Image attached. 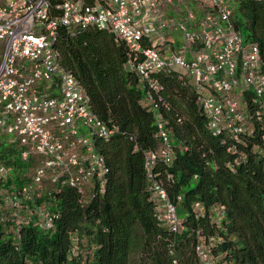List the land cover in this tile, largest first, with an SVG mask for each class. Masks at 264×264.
Returning a JSON list of instances; mask_svg holds the SVG:
<instances>
[{
  "label": "trees",
  "instance_id": "obj_1",
  "mask_svg": "<svg viewBox=\"0 0 264 264\" xmlns=\"http://www.w3.org/2000/svg\"><path fill=\"white\" fill-rule=\"evenodd\" d=\"M234 25L264 52V0H238ZM57 48L92 112L118 130L109 141L95 140L106 159L103 190L96 184L84 197L45 182L29 208L43 207L55 218L49 231L0 211V264H200V239L220 240L211 248L214 264H264V116L239 141L214 137L196 91L177 72L157 74L160 90L151 91L156 107L144 104L148 87L126 69L128 51L112 34L62 31ZM157 115L175 158L171 166L159 160L153 179L186 215L177 233L157 219L145 171V154L160 147ZM0 148L1 162L12 171L7 181L0 179V190L20 193L42 157L22 160L21 148L7 141Z\"/></svg>",
  "mask_w": 264,
  "mask_h": 264
},
{
  "label": "built area",
  "instance_id": "obj_2",
  "mask_svg": "<svg viewBox=\"0 0 264 264\" xmlns=\"http://www.w3.org/2000/svg\"><path fill=\"white\" fill-rule=\"evenodd\" d=\"M238 0H0V141L17 144L22 158L41 156L32 183L18 194L0 190V211H11L18 224L31 221L45 230L55 218L40 198L45 181L84 195L96 184L103 188L106 160L95 140L109 141L118 130L93 112L76 78L65 71L55 49L61 31L81 34L96 29L112 34L128 51L127 69L149 89L159 90L155 76L174 66L200 94L199 102L214 136L238 140L249 131L245 99L264 108V53L247 43L234 27ZM181 39H180V38ZM179 39V42H178ZM250 96V99H249ZM151 101V93L148 92ZM163 146L146 155L148 177L158 160L167 165L174 155L160 126ZM10 169L0 160V179ZM157 219L171 232L184 228L176 206L157 182L150 187ZM29 202H31L29 204ZM24 211L29 217H20ZM200 216V204L194 205ZM200 239V264H214L213 243Z\"/></svg>",
  "mask_w": 264,
  "mask_h": 264
},
{
  "label": "clouds",
  "instance_id": "obj_3",
  "mask_svg": "<svg viewBox=\"0 0 264 264\" xmlns=\"http://www.w3.org/2000/svg\"><path fill=\"white\" fill-rule=\"evenodd\" d=\"M86 1V0H85ZM87 2V1H86ZM91 3V2H90ZM237 7H238V4H237ZM234 16H235V14H234ZM233 22H234V18H233ZM234 27H235V25H234ZM236 29V28H235ZM237 30V29H236ZM237 31H239V30H237ZM240 33H241V31H239ZM61 34H62V31H61ZM242 34V33H241ZM61 36V35H60ZM242 36H243V34H242ZM115 37V36H114ZM244 37V36H243ZM59 39H60V37H59ZM59 39H58V41H57V43L55 44V49H56V52L58 53V57H59V52H58V48H57V44L59 43ZM244 39H245V37H244ZM245 41L247 42V43H250V44H253V43H251V42H249V41H247V39H245ZM253 45H255V44H253ZM257 46V45H256ZM259 47V46H258ZM260 48V47H259ZM260 50H261V48H260ZM261 52L262 53H264L262 50H261ZM59 59H60V57H59ZM61 63V62H60ZM62 65V64H61ZM127 65V64H126ZM62 67H63V65H62ZM64 68V67H63ZM65 69V68H64ZM126 69H127V67H126ZM128 70V69H127ZM65 71H66V69H65ZM172 71V70H171ZM68 72V71H67ZM169 72V71H168ZM70 73V72H69ZM134 73V72H133ZM163 73V72H162ZM160 74V73H159ZM181 75V74H180ZM137 76V75H136ZM183 76V75H182ZM184 77H186L187 79H188V81L190 82V84L192 85V87H193V89L196 91V93H197V103H198V106H199V108H200V110H201V112H202V114L204 115V117L206 118V116H205V114L203 113V110H202V107H201V105H200V102H199V98H200V94H199V92L196 90V88L193 86V84L191 83V81H190V79L188 78V76L187 75H185ZM77 80V79H76ZM78 81V80H77ZM144 85V84H143ZM82 87V86H81ZM145 89H146V87L145 86H143ZM83 88V87H82ZM159 88H160V86H159ZM160 90V89H159ZM159 90H157V91H154V90H151V89H149L148 88V91H147V94H146V102L144 103L146 106H154V107H156L155 106V102H154V99H153V96H152V92L151 91H154V92H158ZM86 92V91H85ZM148 92H150L151 93V98H152V100L151 101H149L148 100ZM249 99H250V96H249ZM245 101V103H247L248 102V105L246 104V115H247V118H248V122H247V124H248V129H249V131L247 132V133H244V134H242L241 136H240V138L238 139V140H235V139H233V138H231L230 136H228V135H222V136H225V137H230L232 140H234V141H239L240 139H242V137L243 136H246V135H252L253 134V129H254V126H255V122H261L262 120H263V116H264V108L261 110V112L259 111V108H258V106H254V105H252V103H251V100H248V97H247V100L245 99L244 100ZM263 103H264V100H263ZM251 107H253V109H254V113L252 114L251 113ZM96 115V114H95ZM97 116V115H96ZM98 117V116H97ZM156 124H157V134H156V138L160 141V147L157 149V150H155V151H151V152H158L161 148H162V146H163V140H162V138L160 137V126H162V129H163V131H164V133H166V135H167V137H168V140H169V142H170V145H171V148H172V143H171V139H170V135H169V133H168V131L167 130H165V126H164V124H163V122H162V117L160 116V115H157V122H156ZM206 129H207V131L212 135V136H214L209 130H208V128H207V118H206ZM222 136H214V137H222ZM9 139H10V137H8L6 140H3V141H0V144L2 143V142H5V141H7L8 143H11L10 141H9ZM263 139H264V137H263ZM96 142V141H95ZM11 144H15V143H11ZM95 145V144H94ZM95 149H96V146H95ZM21 150V149H20ZM22 151V150H21ZM172 151H173V149H172ZM96 152H97V150H96ZM98 153V152H97ZM148 153H150V152H148ZM148 153H146L145 154V165H146V155L148 154ZM0 154H1V148H0ZM101 155V154H100ZM173 155H174V158H175V154H174V151H173ZM29 156V155H28ZM21 158H22V152H21ZM27 159V158H26ZM26 159H23L22 158V160H26ZM43 159V158H42ZM42 159H41V162H42ZM106 160V159H105ZM159 161V160H158ZM40 162V163H41ZM160 162H163L166 166H171V165H167L163 160H160ZM173 162H174V159H173ZM39 163V164H40ZM158 163V162H157ZM38 164V165H39ZM5 165V164H4ZM37 165V166H38ZM157 165V164H156ZM155 165V166H156ZM6 167H8L7 165H5ZM154 166V167H155ZM154 167H153V169H154ZM9 169H10V172H9V175H8V178H7V180L10 178V175H11V173H12V171H11V168L10 167H8ZM153 169H152V172H153ZM35 170V169H34ZM145 171H146V175H147V178L149 179V181H150V187H151V185H152V182H155L154 181V179L152 178V179H150L149 177H148V173H147V170H146V166H145ZM34 172V171H33ZM152 175H153V173H152ZM32 176H33V173H32ZM32 176H31V182L30 183H28V185L29 184H31L32 183ZM6 180V181H7ZM5 182V181H4ZM45 182H47V183H49L48 181H45ZM158 183V182H157ZM50 184V183H49ZM159 184V183H158ZM50 185H53V184H50ZM55 185V184H54ZM163 188H164V186L162 185V184H160ZM27 186V185H26ZM25 187V186H24ZM23 187V188H24ZM150 187H149V192H150V194H151V191H150ZM94 188V187H93ZM93 188H90V189H88V190H86V192H85V194L83 195L84 197L86 196V194L88 193V192H91L92 191V189ZM71 190H72V188H70ZM165 189V188H164ZM1 190H4V189H1ZM45 190V183H44V189H43V191ZM102 190H103V188H102ZM166 190V189H165ZM5 192H7L8 193V191H6V190H4ZM42 191V192H43ZM60 191V190H59ZM167 192V191H166ZM12 193H14V192H9L8 194H12ZM15 194H18V193H15ZM168 194V193H167ZM41 195H42V193H41ZM41 197V196H40ZM169 197V196H168ZM150 198H151V200H152V197H151V195H150ZM170 199V198H169ZM171 201V200H170ZM152 202L154 203V201L152 200ZM173 203V202H172ZM155 204V203H154ZM174 204V203H173ZM197 204H199V203H197ZM31 205V204H30ZM29 205V206H30ZM175 205V204H174ZM176 206V210H177V205H175ZM155 208H156V206H155ZM23 214H25L23 217H22V215ZM177 215H178V212H177ZM4 216L8 219V220H10V218H13L12 217V215H11V211H4ZM30 215H29V212H27V211H24V213H21L20 214V217L23 219V220H25L26 218H28ZM179 217V216H178ZM180 218V217H179ZM39 219H38V217H37V215H35V214H33L32 216H31V221H27L26 223L27 224H29L30 222H32V223H36V225H39L40 226V224H38L37 223V221H38ZM182 220V219H181ZM34 221V222H33ZM183 222V221H182ZM41 227V226H40ZM42 228V227H41ZM54 228V227H53ZM43 229V228H42ZM43 230H45V229H43ZM52 230V229H51ZM47 231H49V230H47Z\"/></svg>",
  "mask_w": 264,
  "mask_h": 264
},
{
  "label": "rangeland",
  "instance_id": "obj_4",
  "mask_svg": "<svg viewBox=\"0 0 264 264\" xmlns=\"http://www.w3.org/2000/svg\"><path fill=\"white\" fill-rule=\"evenodd\" d=\"M178 42H179V39H178ZM171 70L174 71V72H177V73H179V74H181L183 76L186 75L185 69L180 67V66H174V67L171 68ZM178 214L180 215V219H184V217L186 216L185 213H183L180 208L178 209Z\"/></svg>",
  "mask_w": 264,
  "mask_h": 264
}]
</instances>
